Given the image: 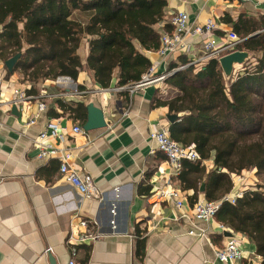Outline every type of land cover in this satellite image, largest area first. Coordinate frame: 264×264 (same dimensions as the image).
<instances>
[{
	"label": "crops",
	"instance_id": "1",
	"mask_svg": "<svg viewBox=\"0 0 264 264\" xmlns=\"http://www.w3.org/2000/svg\"><path fill=\"white\" fill-rule=\"evenodd\" d=\"M164 1L169 25L163 32H174L173 15L187 14L184 49L180 45L161 55L159 38L158 48L142 49L150 61L142 76L153 63L155 74H164L196 60L205 40L212 38L220 44L229 31L242 39L237 49L249 53L242 64H254L261 57V51L247 49L242 43L264 39V0ZM209 20L214 22L211 31H192ZM18 29H23L22 23ZM89 39L83 35L77 49L83 69L76 79L62 75L30 81L16 68L18 60L9 71L6 59L0 57V264H67L71 259L75 264H232L214 255L230 236L236 238L242 253L236 264H262L253 241L216 214L209 220L193 217V204L205 200L201 184L196 193L181 190L165 154L149 136L158 129L169 134L172 122L168 115L173 113L167 101L178 90L165 79L134 92L125 85L118 89L115 78L109 87H100L85 67ZM240 65L234 64L233 70ZM14 90L30 97L15 105L11 101ZM42 99L45 108L39 110ZM89 105L102 110V127L83 128ZM49 124L58 126V136L51 135ZM74 125L82 131L73 132ZM40 132H46L48 143L69 153L68 165L80 178L91 176L99 197L81 195L60 171L57 156L38 155L35 139ZM203 163L207 171L215 167L213 157ZM168 179L182 195L186 216L177 220L174 198L151 197L158 190H167ZM83 220L87 227L81 225ZM95 233L98 236L92 238Z\"/></svg>",
	"mask_w": 264,
	"mask_h": 264
},
{
	"label": "trees",
	"instance_id": "2",
	"mask_svg": "<svg viewBox=\"0 0 264 264\" xmlns=\"http://www.w3.org/2000/svg\"><path fill=\"white\" fill-rule=\"evenodd\" d=\"M164 7V0H0V57L21 52L16 68L30 81L76 79L83 69L77 49L89 35L85 67L94 81L109 87L115 78L117 86L129 85L150 64L142 49L158 48L169 25ZM242 45L262 55L235 68L228 79L216 58L165 79L178 90L167 101L169 111L180 113L169 134L199 156L182 162L180 188L196 193L204 184L205 200L230 191V173L249 167L264 171V39ZM210 157L215 167L207 171L203 162ZM216 217L251 239L264 264V191H245L234 204L222 202Z\"/></svg>",
	"mask_w": 264,
	"mask_h": 264
},
{
	"label": "built area",
	"instance_id": "3",
	"mask_svg": "<svg viewBox=\"0 0 264 264\" xmlns=\"http://www.w3.org/2000/svg\"><path fill=\"white\" fill-rule=\"evenodd\" d=\"M170 24L173 26L174 32L172 34L167 32H163L161 34L159 47V53L161 55L174 52L180 45V49H184L182 36L189 31L187 28V14L185 12H178L170 18ZM213 28L214 22L209 20L204 26H197L192 31L201 34L207 33ZM241 42L242 39L233 31L227 32L224 36V40L220 44H217V42H215V40L212 38H208L202 44V55L196 60L179 64L176 68L164 74H155L156 63H153L140 80L133 82L132 84L125 85V88H127L129 92H134L147 84L162 81L176 71L184 69L191 64L203 63L211 58L218 59L223 54L236 50ZM120 88H124V86L118 87V89ZM29 97L30 96L26 95L24 92L14 90L11 96V101L16 105ZM38 108L39 110H43L45 108L44 99L39 100ZM48 126L50 128L51 135L58 136V126L55 124H49ZM72 130L75 133L82 131L78 125H74ZM45 136L46 132H40L38 137L35 139L36 146L39 150L38 155L40 157L57 156L60 160V171L65 176V179L81 195L99 197L98 190L92 184L91 176L86 175L84 178H80L76 171L68 165L69 153L64 152L60 148L48 143L45 139ZM149 136L152 140L156 141L159 150L165 154L167 163L171 169V174L174 175V177L180 173L182 162L184 160L196 161L199 158L198 153L192 146H185L180 142L173 140L165 129L155 130L151 132ZM171 182L172 181L168 179L166 182L169 186L167 190H158L154 192L151 197H153L154 200H160L166 196L174 198L175 208L178 210L177 212H179L175 215V220H177L186 216V214L182 207L181 191L176 187L170 186ZM244 191H246V188L236 192L233 195L225 194L216 200H197L192 206L193 217L203 220H209L213 218L222 202L230 201L231 203H234L236 197L240 196ZM81 225L87 227V220L81 221ZM189 233H193V231L190 230ZM199 234L201 235L202 231ZM97 236L98 234L95 233L93 234V237H91L96 238ZM214 255L218 260L232 264H236V262L242 257V253L234 236L227 237L223 246L214 250ZM67 264H75V261L71 259L67 262Z\"/></svg>",
	"mask_w": 264,
	"mask_h": 264
},
{
	"label": "water",
	"instance_id": "4",
	"mask_svg": "<svg viewBox=\"0 0 264 264\" xmlns=\"http://www.w3.org/2000/svg\"><path fill=\"white\" fill-rule=\"evenodd\" d=\"M19 57H20V53H16L10 58L5 60L6 68L9 71L13 69ZM248 57H249V53L247 51L236 49L234 51L223 54L217 60L221 66V69L225 77L230 78L233 72V65L244 63L248 59ZM87 108H88V118L83 128L88 130L92 128L102 127L105 124L102 110L97 109L92 105H89ZM168 119L170 122H173L177 119V115L175 114L168 115ZM200 190L201 191L204 190V184H201Z\"/></svg>",
	"mask_w": 264,
	"mask_h": 264
},
{
	"label": "rangeland",
	"instance_id": "5",
	"mask_svg": "<svg viewBox=\"0 0 264 264\" xmlns=\"http://www.w3.org/2000/svg\"><path fill=\"white\" fill-rule=\"evenodd\" d=\"M229 176L231 178L232 185L233 182H235L234 191H232V193L227 192V194L229 195H233L236 192L245 188L246 190H250L251 188L252 190L264 191V171H258L255 167H249L243 169L239 173H230ZM242 195L243 193L240 196L236 197V200L237 198H240ZM228 202L231 203L230 201Z\"/></svg>",
	"mask_w": 264,
	"mask_h": 264
}]
</instances>
